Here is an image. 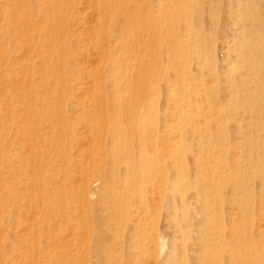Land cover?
<instances>
[{"label":"bare ground","instance_id":"obj_1","mask_svg":"<svg viewBox=\"0 0 264 264\" xmlns=\"http://www.w3.org/2000/svg\"><path fill=\"white\" fill-rule=\"evenodd\" d=\"M11 1L17 21L19 5ZM56 1L69 7L73 0ZM90 3L94 20L85 38L97 55L94 65L78 64L77 38H66L72 34L65 20L71 6L51 9L49 29L57 33L40 31L45 53L31 51L32 35L26 37L31 29H20L26 35L22 69L41 75L37 84L24 74L29 90L16 107L23 123L10 122L28 139L29 157L20 162L29 167L36 203L45 206L47 195L71 234L82 232L75 238L78 246L92 242L78 258L63 247L69 233L61 240L55 236L60 225L39 217L42 223L29 225L35 236L26 245L27 264H121L124 256L152 264H264V0ZM13 19L0 32L3 38L19 36ZM33 53L40 64L31 60ZM79 73L87 75L89 87V105L80 108L74 93ZM5 107L0 201L13 191L1 177ZM81 119L88 129L83 146L88 157L83 178L77 177L81 182L72 186L67 147ZM52 178L58 186H50ZM68 183L73 188L67 190ZM4 206L0 202V212ZM162 213L169 229L164 234L155 229ZM3 226L0 222V231ZM51 226H57L55 233ZM6 240L1 231L0 264H19L1 251ZM41 242L48 246L45 260L36 248Z\"/></svg>","mask_w":264,"mask_h":264},{"label":"rangeland","instance_id":"obj_2","mask_svg":"<svg viewBox=\"0 0 264 264\" xmlns=\"http://www.w3.org/2000/svg\"><path fill=\"white\" fill-rule=\"evenodd\" d=\"M55 1L56 0H19V1H16L15 0V1H13L14 3H16L15 4L16 6L19 5V6L16 7V9L18 8L17 9L18 10V13H21L20 14L21 17H19V20H17L18 21L17 22L16 19L15 20L13 19V18H17V17H13L11 15V9L10 8L12 7L11 6V2L12 1L11 0H0V6L2 5V6L7 7V11L6 12L5 11H2V9L0 8V32L4 30L3 27L6 25L7 21L8 20H11V19H13L12 21H16L15 24H18L17 26L19 27L18 28L19 33L17 34L19 36H16V37L13 36L14 39L11 38V37H9V38L4 37L3 38L2 36H0V56H1L0 58H2V59H0L1 60V62H0V74H1L0 75V90L5 89V91H2V95H0V108H2V106H5L6 105V107L3 108L2 111H8V110L10 111V112L9 111L8 112H5V114L6 113H9V116L8 115H5V118L6 119H4L5 120V131H4V133H5L4 139L5 140H3V145H4L3 157L4 158H3V163H2V166H1V171H2V176L1 177H3V176L5 177L6 176L4 178L5 179L4 180V185L5 186H9V187H7L9 189L10 188H13V191L12 190L10 192H7L6 191L5 196L2 197L1 198V201H0L3 205L6 206V207L4 206L5 207V210H4L5 212L4 211L3 212H0V222L3 225H6V227L3 226L6 229L5 230L1 229V231H3V233L6 234V238H7L6 242H4V243H6V246H5V244L4 245H1V251L3 249L6 258L13 257L14 260H15V262H18L19 264H27V258H26V250L27 249L26 248H28V246H26V245L28 243L29 244H33L34 243V240H32V237L35 236V233H32V231H34V228L35 227L34 226L29 227V225L35 224V222H33L34 220H36V222H38V223L39 222L42 223V220L39 221L40 218L43 219L44 220L43 223L46 224V222H45L46 221V218H47L46 216H48V220L50 222L52 221V218H53V221L55 222L54 224H58V226L60 225L59 230L62 229L61 231H59V233H57V231H56V227L57 226L55 228L53 226H51L50 230L52 232L55 229L53 233H55V231H56V233H55V236L56 237L59 236L61 238V236H63V235L65 236L66 234L69 233L68 235L65 236V238H66L65 240H64V237L61 238V240H64L63 243L66 244L63 247H66V249L68 248L69 251H71V253H74V254L76 253V255L78 253H80V255H81V253H83L84 250L87 248L86 245H88L89 247L92 245V242L90 243V242H88L86 240L87 241V243H86V241L83 240V242L86 243V244L84 245V243H83L82 245H84L86 247L82 246L81 244H80L81 246H78L80 241L79 240H76V239L79 238V235H80V233L82 234V232L78 230L77 233H76V235H78V236H76L75 234H71V231L72 230H70V227H67V225H65L64 223H62L63 221H61V219H59V217L56 215L57 212H56L55 207L53 205H50V204L48 205L47 204V202L49 203V200H48V196L47 195L42 198V201L45 203V206H42V208H41L40 205L38 203H36L37 200H38L37 196L39 194L37 195V193L35 192L36 190L34 191L35 187L34 188L31 187L33 185V184L31 185V182L32 181L30 180L31 178L29 176L31 174H29V172L27 171L29 169V167L28 168L27 167H24V164L21 163L23 161V159L29 157V154H28L29 152L26 151L27 150L26 149V146H27L26 142H28V139L26 138L27 137L26 135L24 137V134L19 133V131H17L15 129L14 125H10V122L11 121H14L15 124H18V123L19 124H22L23 123L21 111H18L19 108L17 110L16 107L17 106L18 107L23 106V104L25 103L24 100H23V104L20 103L19 101H20V99H23L22 98V95L25 92H28V90H29V88H26V89L24 88V87H26V85H24V84L27 81V77L32 78L33 79V82H36L37 84L39 82L41 83V77H40L41 75H39L38 72H32V73H30V75H27L28 72L25 71L24 69H22V65L20 63L21 60H23V57H24V48H22V46H23L22 41H23L24 38L26 39V37H28V35H32L31 38H30L32 40H30V41L28 40L27 41L28 46H31L30 48L33 47L34 49L35 48H37V49H35V50L34 49H31V51H34V53L37 50L39 51V53H45L46 52V51L43 50L44 47L42 46V44H40V39L42 38L41 32H44L43 35H46V33L49 34V33H51V31L55 32L54 31L55 29L54 30H51V28L49 29V27H50L49 24L50 23H49V20H48L49 19L48 15L51 13V9L53 10V12L55 10L58 11L57 9H55V6L57 5V1H56V4H55ZM46 2H48V3H46ZM73 2H74V0L70 4H68L69 7H67V4L65 6V4H63V3H58L59 6L57 5L56 8H59V10H61L62 8H64V10L67 11V9H70L72 7L71 9H72L73 12L71 11V9L68 10V13L66 12L67 15H66V18H65L67 24H69L68 26H70L69 28H70V31H72V34L70 32V35H68V33H69L68 32L66 34V38H69V39L72 38L71 40H74L75 37L77 38L76 39L77 40L76 41V44L78 45V48L80 47L78 49V51H77V57H76L77 58L76 60L78 61V64H81L83 66H89V64L91 65L93 63V65H94L95 62L97 61V58H96L97 55H96L95 51L91 48L90 43H86L87 38H85V37H88V38L90 37V32H89L90 31L89 30L90 28H88V27H90L91 23L94 20V17H93L94 16V12L92 10L93 7H92V5L90 3V0H87V1L86 0H75V2L74 3ZM29 4H30V6H29ZM53 6H54V8H53ZM73 8H74V10H73ZM91 20H92V22H91ZM29 23H30V26H29ZM26 24H27V26H26ZM22 27H23V29H22ZM26 28L31 29V30L28 31V33H31V34H26L27 36L25 34H23V32H22L24 30L26 31ZM48 29H49L50 32L48 31ZM53 32L51 33L52 35L57 33V32H55V33H53ZM84 34H85V36H84ZM30 42H32L33 45L32 44H29ZM33 42L34 43H37L38 45L37 44H34ZM85 43H86V45H85ZM3 52H4V54H3ZM34 53L31 55L32 56L31 57V60L33 62H35V64L37 63L36 65H38L40 63H38V57L36 55H34ZM79 54H81V55H79ZM94 55H95V57H94ZM95 58H96V61H95ZM80 61H81V63H80ZM23 71H24V73H23ZM24 74H26L27 77ZM85 76H87V75L86 74H83V73H81V74L79 73V76H77L79 84L76 86L77 88H74V93H75V95H77L76 96L77 97L76 102L78 103V105H77L78 108H80L81 105L84 106L85 102H86L87 105H89V101H88V98L86 96V94L89 92L88 89H87V87H88V84H87L88 83V79L85 78ZM2 84H3V86H1ZM10 87H12V88H10ZM35 89L36 88L33 87L31 91H35ZM38 89H40V88H38ZM3 92H5V93H3ZM0 94H1V91H0ZM4 98H6L5 99L6 101H3ZM18 98H20L19 101H18ZM84 98H86V99L84 100ZM81 99H83V100H81ZM83 102H84V104H83ZM8 107H9V109H8ZM78 108H76L74 114H76V113L79 112L78 111L79 110ZM6 109H8V110H6ZM71 113L72 112H69L68 115L71 116L72 115ZM8 122H9V124H7ZM74 123H75L74 124V130H73V132H74L73 133L74 134V139L71 140L70 143H68V147H67V151H68L67 152V157H68V161H69L68 162V165L70 164L69 165V170H70V172L72 170L71 175H74V177L71 176V178H72V181L71 182H73V180H74L72 186L78 185L77 181L78 182H81V181H79L78 178L81 176L82 172L84 173V170H83L84 163L86 161V158L88 157L87 154H86V151H85L86 149L85 150L83 149V146L85 148L86 145H87V142H88L87 139H86L87 136H84V135H86L88 133V129H87V127H85L86 126L85 125V122L82 119L79 120V121L75 120ZM83 125H85V126H83ZM83 142L85 144H83ZM12 156L14 157V159H13L14 161L13 162L10 159V158H12ZM84 156H85V159H84ZM13 163L14 164L16 163V164L14 165ZM56 163H57V161H53L52 162L53 165H55ZM81 167H82V171H81ZM14 172H16V175H13V174H15ZM13 177L17 181L13 180ZM53 180H54L53 178H52V180H50V186H55L58 183V181H55L57 179H55L54 181ZM68 184L65 185V188L67 190H68V188H73L70 185V183H68ZM23 186H24V189H23ZM57 186H58V184H57ZM75 188H77V187H75ZM33 192H35V193L33 194ZM16 193H17V195H16ZM31 193H32V195H31ZM30 196H32V197H30ZM11 202H13V203H11ZM17 202H19V203H17ZM7 205H8V207H7ZM27 205H29V206H27ZM9 208H10V212H9ZM38 208H39V212H38ZM7 210H8V212H6ZM32 210H34V212H32ZM33 213H34L35 216L32 215ZM37 215H39V216H37ZM30 216H31V218H30ZM32 216L34 217V219L32 218ZM10 217H12V219ZM23 218H25V220ZM158 218H157V220H158ZM164 219H165V215H164V213H162L161 214V217H160V220L155 221V224H156L155 229L157 230V232L160 231L163 234L166 233L169 230L168 229V226H166L167 225L166 220H164ZM27 222H29V224ZM24 226H26L27 229ZM65 226H66V229H65ZM19 227H21V228H19ZM28 227H29V229H28ZM163 228H165V229H163ZM6 230L8 231L7 233H6ZM21 230H22V232H21ZM24 230L27 233H23ZM26 234H29V235H26ZM32 234H34V235H32ZM56 234H58V235H56ZM68 236L71 237L72 239L70 240V238H69L68 241H67ZM28 238H29L30 242H29ZM25 240H28V241H25ZM8 241L11 244H13L17 249L19 248L18 251H13L14 254L9 249H7L8 248L7 242ZM31 241H33V243H31ZM73 241H77V242H73ZM61 242L62 241H60L59 244H62ZM70 244H72V245H70ZM63 247H62V249H65ZM83 247H84V249H83ZM89 247H88V250H89ZM24 248H25V250H23ZM36 248L38 249V251H41V253L39 255L40 258H41V260H43V258L45 260V253H42V252H46L48 250V246L45 243L41 242L40 244H38L36 246ZM59 248L60 247L57 246V249H59ZM79 248L82 249L83 251L80 250ZM78 249H79V251H78ZM59 250H61V248ZM91 253H92V250L90 251V254ZM80 255L79 254L77 255L78 258H79ZM77 256H76V259H77ZM129 258H131V259H129ZM137 258H139V259L135 261L132 257L124 256L122 260H125V261H122L121 260L120 262H122L121 264H126V263L127 264H134V263L135 264L136 263L137 264H141L142 263L141 257L138 256ZM143 260L144 261H143L142 264H152L150 261H147L145 259H143ZM129 261H131V262H129Z\"/></svg>","mask_w":264,"mask_h":264}]
</instances>
